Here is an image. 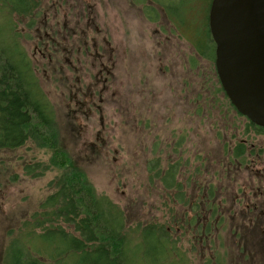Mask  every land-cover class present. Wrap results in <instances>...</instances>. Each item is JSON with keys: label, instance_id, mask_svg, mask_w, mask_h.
I'll list each match as a JSON object with an SVG mask.
<instances>
[{"label": "rangeland", "instance_id": "rangeland-1", "mask_svg": "<svg viewBox=\"0 0 264 264\" xmlns=\"http://www.w3.org/2000/svg\"><path fill=\"white\" fill-rule=\"evenodd\" d=\"M207 3L182 0L178 12L165 10L176 6L177 0H38L35 16L23 21L8 18L15 25L11 37L17 35L13 46L29 62L34 42L45 37L34 29L49 27L56 33L59 48L72 65L65 61L66 66L39 65L34 59L30 64L34 82L51 102L61 147L95 193L124 211L127 226L151 222L172 227L177 246L168 260L264 264V132L246 126L221 96L212 77L214 59L198 55L194 59L191 46L202 42L203 34L195 32L207 18ZM150 9H156L152 16ZM175 13L181 14L180 20L174 19ZM6 18L3 11L0 23L5 25ZM92 38L93 55L86 62L77 52ZM71 49L73 58L66 54ZM100 62L109 66L107 89L101 87L107 75ZM203 74L211 78L204 88L195 86ZM92 84L101 94L90 111H76L75 102L85 105ZM143 87L152 92L147 98L139 96ZM202 100L205 111L199 114L196 106ZM144 121L147 126H142ZM238 142L247 151L236 158ZM165 144H178L171 164L177 165L182 197L180 189L161 187L169 161ZM49 156L30 143L0 150V264L8 231L16 230L35 211L60 175L51 170L25 177L19 165L45 162ZM233 167L236 171L229 173ZM211 186L214 195L209 200L206 190ZM197 202L201 213L195 216L191 206ZM210 207L217 208L220 216L209 218ZM126 233L129 241L135 240L129 229ZM143 264L149 260L143 259Z\"/></svg>", "mask_w": 264, "mask_h": 264}, {"label": "trees", "instance_id": "trees-1", "mask_svg": "<svg viewBox=\"0 0 264 264\" xmlns=\"http://www.w3.org/2000/svg\"><path fill=\"white\" fill-rule=\"evenodd\" d=\"M177 1L176 6L169 5L165 10L182 12V0ZM37 4L38 0H0V15L3 11L7 14L5 25L0 23V150H14L30 143L50 156L45 162L21 163L22 175L35 178L51 170L60 171V175L53 191L35 211L16 230L8 231L2 264H143V259H148L149 264H188L185 260L166 259L177 246L172 227L151 222L127 226L124 211L95 193L61 147L54 113L38 92L24 54L13 46L17 35L11 37L15 25L9 18L15 16L23 21L27 16L33 17ZM174 17L180 20L181 14L175 13ZM7 32L10 38L5 37ZM196 33L208 38L207 18ZM203 45L204 42L197 43V48ZM25 83H29L28 88ZM238 147L240 153H234V157L241 155V146ZM177 170V166L167 164L160 179L164 189H180V183H175ZM212 188L206 190L209 200L214 195ZM193 205L194 215H200L199 202ZM208 212L209 218L220 216L215 207ZM195 219L192 218L193 222ZM127 229L135 240H128Z\"/></svg>", "mask_w": 264, "mask_h": 264}, {"label": "water", "instance_id": "water-1", "mask_svg": "<svg viewBox=\"0 0 264 264\" xmlns=\"http://www.w3.org/2000/svg\"><path fill=\"white\" fill-rule=\"evenodd\" d=\"M207 25L222 90L241 115L264 128V0H211Z\"/></svg>", "mask_w": 264, "mask_h": 264}, {"label": "flooded vegetation", "instance_id": "flooded-vegetation-1", "mask_svg": "<svg viewBox=\"0 0 264 264\" xmlns=\"http://www.w3.org/2000/svg\"><path fill=\"white\" fill-rule=\"evenodd\" d=\"M80 2H83V1H80ZM154 11H156V9H150V14H151V16H152V13L154 12ZM89 22H91V21H89ZM91 25H89L88 27H87V31H90L91 30V27H90ZM207 29H208V25H207ZM75 30V29H74ZM34 31L36 32V33H40V31L41 32H44V36L45 37H39L38 39H36V41L34 42V44H33V47H32V57H29V60H30V62L27 60V58L24 56V59H25V61H26V63L27 64H31V65H33L34 64V59L35 60H37V63L39 64V65H46V66H59V65H63V62L65 61V62H67V66L68 65H72L70 62H69V59L67 58V56H65V53L59 48V45H58V43H57V39H56V37H55V35H56V33L54 32V31H50V29H49V27H47V28H45V27H41V28H35L34 29ZM66 33V32H65ZM196 33V32H195ZM203 34V33H202ZM48 35H50V37H47ZM196 35H197V33H196ZM208 38L207 39H205L204 38V36H203V39H202V42H197V40H196V42L191 46L193 49H194V53H195V57H194V59H196V55H198L201 59H208V60H210V57H212L213 59H214V49H215V47H214V43H213V41H212V39H211V36H210V33H209V30H208ZM54 41H56V42H54ZM89 42H90V45H89ZM204 42V44L205 45H203L202 46V48H197V43H203ZM79 43H81L80 41H79ZM210 43H211V45H212V47L214 48L213 49V51H212V47L210 48ZM78 44V43H77ZM94 44V38H92V39H89V40H85L84 41V43H81V45H82V49L81 50H79L78 52H77V55H79V53H80V56H84L85 57V61L87 62L88 60H89V57L90 56H92L93 55V52H91L90 51V49H91V47H92V45ZM210 50H211V53H210V55H209V52H210ZM66 54L67 55H69V58H73L74 57V49H71V50H68L67 52H66ZM97 59H98V56L97 55H95L94 56V61H95V63L94 64H96V61H97ZM102 59L100 58V61H101ZM16 61V60H15ZM47 62H48V64H47ZM79 62V59L77 58V57H75L74 58V63H78ZM51 64H53V65H51ZM213 64H214V60H213ZM30 65V66H31ZM63 66H66V65H63ZM100 66H101V68L102 69H105V72H106V77H105V74H104V76H103V78H102V81L100 82V83H102V88L103 89H107L106 87L109 85V83H110V79H109V77H110V75H108V72L106 71V68H109V66H107V65H105L103 62H100ZM188 66V65H187ZM32 68V67H31ZM195 68H196V66H195ZM189 69V67L186 69V70H188ZM198 69V68H197ZM190 70H191V68H190ZM32 72H33V70H32ZM102 71H100V73H101ZM214 72H215V74H213V72H212V77L214 76L215 78H216V81H217V84L219 85V89H220V91H221V96H223L224 98H225V100L228 102V104L230 105V107H231V109H232V112H234V114L239 118V119H242V120H244L245 122H246V126H249L250 128H252V129H254L255 131H257V132H264V128H262V127H258L257 125H255V124H253V123H251L245 116H243V115H241L236 109H235V107L231 104V102L229 101V99L227 98V96L225 95V93H224V91L222 90V87H221V85H220V82H219V80H218V77H217V74H216V69H215V65H214ZM32 76H33V73H32ZM94 78H96V77H94ZM97 78H98V75H97ZM211 78V76L210 75H205V74H203V79H201V81L200 82H196L195 83V86L196 85H198V86H200V87H202V88H204V85L207 83L205 80H209ZM98 81V80H97ZM28 85H29V83H27ZM26 83H25V85H26V87L28 88L29 86L27 85ZM93 85L94 84H92L91 85V88H90V92H89V95H88V97H89V99L85 102V105H83L80 101H76L75 102V104H74V107H75V109H76V111H79V112H81L82 111V109H87L88 111H90V108H91V106H92V102L94 101V99H97L98 98V96L101 94V92L99 91V90H97L96 91V86L97 85H95V88H93ZM144 86H147V79H146V81H145V84H144ZM33 87H34V85L32 86V87H30L31 89H33ZM38 88H39V86H38ZM38 92L39 93H41L42 94V92H41V90L39 89L38 90ZM152 92L149 90V89H147V88H142V90L140 91V93H139V96L141 97V98H147V97H149V95L151 94ZM81 94H77V96H80ZM42 96H43V98H44V100H46L47 101V103H48V108L49 109H51V111L55 114V112H54V110H53V107H52V105H51V102H50V100L47 98V97H45V95L44 94H42ZM198 96V95H197ZM197 99H199V98H196V100ZM204 103V100H202L201 101V103L200 104H198L196 107H198V109L196 108V112H198L199 114H203V112L205 111V109L201 106L202 104ZM187 104L188 105H191L189 102H187ZM168 119L169 118H164V124H165V126H167V123H168ZM142 126H147V123H146V121H144L143 123H142ZM187 139V138H186ZM185 139V140H186ZM178 146V144H176V145H167V144H165V146H164V151H165V153H166V159H168L169 161H168V163H170L171 164V161L172 160H174L175 159V157H176V155H175V150H176V147ZM238 146H241V155H239V157H242L245 153H246V148H245V146H244V144L243 143H240V142H238L236 145H235V147H234V153H240V152H238L239 150H240V148L238 147ZM181 154V152H179V155ZM233 155V154H232ZM236 158H238V157H236ZM175 162H177L178 163V160H176ZM172 165V164H171ZM179 165V164H178ZM174 166H177L176 164H174ZM238 167V166H237ZM237 167H233V169L231 170V169H228V172L229 173H231V172H234V171H236V169H237ZM162 171V170H161ZM166 171V170H165ZM165 171H163V173L165 172ZM264 174V173H263ZM176 180V181H175ZM175 183H177L178 182V180L176 179V176H175ZM160 183H162L161 181H160ZM161 187L162 188H165V187H163L162 185H161ZM172 190H174V191H176L177 190V187L175 186V187H173L172 188ZM208 192L206 193V197L208 198ZM259 196H263V193H261L260 191H259ZM191 207H193V206H191Z\"/></svg>", "mask_w": 264, "mask_h": 264}]
</instances>
